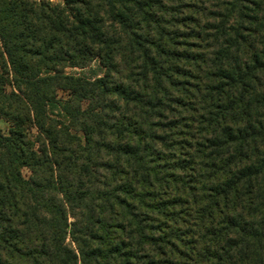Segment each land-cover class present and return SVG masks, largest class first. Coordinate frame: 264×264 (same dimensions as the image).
<instances>
[{"label":"trees","instance_id":"obj_1","mask_svg":"<svg viewBox=\"0 0 264 264\" xmlns=\"http://www.w3.org/2000/svg\"><path fill=\"white\" fill-rule=\"evenodd\" d=\"M0 120V264H264V0H0Z\"/></svg>","mask_w":264,"mask_h":264},{"label":"rangeland","instance_id":"obj_2","mask_svg":"<svg viewBox=\"0 0 264 264\" xmlns=\"http://www.w3.org/2000/svg\"><path fill=\"white\" fill-rule=\"evenodd\" d=\"M68 72H73V73H78V74H82L86 77L89 78H93L99 75H102L104 69L103 67L100 66V63L98 61H94L93 64L83 70L81 69H71V68H67ZM65 92H59V96L63 97L65 96ZM9 128L10 125L8 122H6L5 120H0V129L3 131V133L5 134H9ZM32 133H36V128H32ZM23 174L25 176H29V170H27L26 168L23 170ZM68 242H70V239H68Z\"/></svg>","mask_w":264,"mask_h":264}]
</instances>
